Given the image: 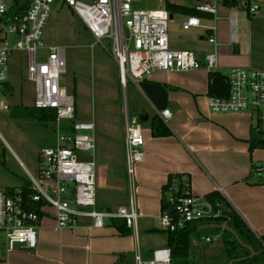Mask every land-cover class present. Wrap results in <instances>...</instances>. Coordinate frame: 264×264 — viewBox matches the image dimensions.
I'll return each instance as SVG.
<instances>
[{"label":"built area","instance_id":"2783aa9c","mask_svg":"<svg viewBox=\"0 0 264 264\" xmlns=\"http://www.w3.org/2000/svg\"><path fill=\"white\" fill-rule=\"evenodd\" d=\"M17 1L0 0V111L9 110L12 105L5 97L7 93L12 94L9 86L10 60L18 52L23 56L22 64L25 62L26 78L34 85L33 106L51 108L57 113L58 142L55 147H47L40 152L38 174L30 179L35 193L26 198L21 187L13 192L0 188V236L3 237L5 251L9 253L19 246H37V230L42 217L38 212L27 209L30 200H44L54 210L53 227L56 230L76 229L84 217L92 220L88 228H101L105 219L112 218H123L129 227L136 228V165L144 160L145 143L141 124L136 119L126 120L128 206L100 211L97 209L95 162L79 159L84 152L95 150V124L93 121L76 119L75 95L68 93L61 85L67 68L65 49L58 45L46 47L42 41L55 0H30L24 12L12 13ZM60 2L78 16L96 42L109 41V52L119 66L120 83L124 88L129 80L141 87V83L156 72L221 71L217 52L219 43L214 35L208 38L214 49L203 60L194 50L171 48L168 33L171 19L166 4L151 9L137 5L136 0ZM195 8L217 18L218 9L214 3L198 2ZM238 8H246L250 16H257L261 9L258 2L247 5L245 0L229 8L233 40L237 37ZM193 27H202L201 18L187 16L183 29ZM215 29L210 27L211 32ZM9 33L18 39L9 41ZM39 49L48 50L43 61L37 59ZM225 75L230 88L229 96L210 94V110L215 113L248 111L254 116L255 124L259 123L264 130V65L261 68L234 66ZM161 115L167 120L172 113L164 109ZM72 120L75 121L71 134L66 126ZM255 174L262 177L264 167H257ZM164 194L168 203L174 206L173 212L162 211L160 225L164 230H176L187 222L218 217L220 214L214 211L211 203L194 196L188 189L178 193L176 182L168 183ZM200 240L211 242L212 237L203 235ZM193 242L196 244V239ZM135 257L137 264H173L168 247L154 250L150 260H143L138 252Z\"/></svg>","mask_w":264,"mask_h":264},{"label":"crops","instance_id":"0c3cea01","mask_svg":"<svg viewBox=\"0 0 264 264\" xmlns=\"http://www.w3.org/2000/svg\"><path fill=\"white\" fill-rule=\"evenodd\" d=\"M254 1L264 3L263 0ZM198 2L216 4L217 18L209 13L198 15L202 27L191 29L200 28L205 36L201 40L186 39L185 45L199 49L193 50L203 60L214 49L208 40L214 35L219 43L217 52L221 72L226 74L234 66L256 67L254 64L262 56L254 55L253 32L250 33V43L244 34L242 43L238 34L233 40L229 7L222 5L221 0H196L190 6ZM180 16L183 17V29L187 15ZM210 27L216 29L211 32ZM203 43L208 46H202ZM171 48L182 49L180 44ZM22 57L17 52L10 60L9 84L12 85L13 104L34 107V101L25 104L17 95L19 76L14 68H21ZM129 81L142 98V101L135 98L132 118L124 106L125 118L83 121L95 124L96 147L89 160L95 162L97 209L100 211L128 206L126 120L136 119L141 124L145 143L144 160L136 165L137 227H129L130 232L123 234L118 227L124 219L114 218L116 223L106 219L103 227L88 228L92 220L84 217L76 229L56 230L54 216H47L42 218L37 230V246H19L9 253L3 246L0 248V264H137V252L143 260H150L154 250L166 247L167 236L165 241L158 237L147 239V236L164 234L160 225L162 199L165 187L175 177L196 197L207 200L211 193L221 194L256 234L264 233V184H256L260 177L252 169L254 164L264 167V149H249L254 116L248 111L212 112L209 108L210 73L205 69L156 72L148 77L144 82H155L165 89L164 108L158 107L141 87ZM164 109L172 113L167 120L161 115ZM117 111L119 113V109ZM156 116L169 128V135L153 134L152 120Z\"/></svg>","mask_w":264,"mask_h":264},{"label":"rangeland","instance_id":"374dc122","mask_svg":"<svg viewBox=\"0 0 264 264\" xmlns=\"http://www.w3.org/2000/svg\"><path fill=\"white\" fill-rule=\"evenodd\" d=\"M82 1L94 2V0ZM136 1L137 5L151 9L167 5L169 1L189 6L196 2V0ZM260 8V14L257 16H250L246 8L237 9V34L241 43L243 34L250 43V33L253 32L254 55L262 56L254 65L261 68L264 62V3L260 4ZM182 19L180 14H174L173 19L169 21L168 33L171 47L174 44H180L182 49L193 50L195 47L185 45V40H201L205 32L200 28L184 31ZM7 39L14 41L18 38L9 33ZM42 41L46 47L58 45L65 49L67 68L61 79V85L68 93L75 95L77 119H93L99 122L102 119L125 118L124 106L127 108L129 117H133V102L136 97L141 101L142 98L130 81L124 93V88L120 83L119 66L109 52V41L104 39L103 43L96 42L78 16L60 0H55L52 4L49 20L43 30ZM202 46H208V44L203 43ZM195 50L199 51V49ZM47 53L48 50L39 49L37 59L45 60ZM15 59L18 60L17 56ZM14 70L18 71L19 76L17 95L21 96L23 103H32L34 85L26 78L25 62L20 69L15 66ZM9 86L12 85L9 84ZM5 98L13 104L12 94L7 93ZM115 106L119 109V113ZM57 142L58 125L55 121L35 119L30 110L14 104L9 110L0 111V188H19L27 179H31L30 174L37 176L40 152L44 148L55 147ZM93 151L92 149L84 152L79 159L89 161V155ZM151 237L164 238L165 241L166 234L148 235L147 239ZM195 239L197 243L193 242L191 254L194 264H223L226 262L227 254L220 236L212 238L211 242ZM4 254L7 253L4 251Z\"/></svg>","mask_w":264,"mask_h":264},{"label":"trees","instance_id":"16d2710c","mask_svg":"<svg viewBox=\"0 0 264 264\" xmlns=\"http://www.w3.org/2000/svg\"><path fill=\"white\" fill-rule=\"evenodd\" d=\"M240 0H221V4L226 7H236ZM25 0H19L15 3L12 13L24 12ZM247 5H250L254 0H245ZM264 2V0H263ZM167 9L170 14H184L187 16L196 15L201 16L207 14L195 8V6L184 5L182 3L168 2ZM226 75L221 72L210 73L209 94L215 96H229L230 88L226 81ZM12 93V89L10 88ZM30 110L35 119L41 121H56L57 113L51 108H37L26 107ZM77 113V108H76ZM66 126L68 133H73V123ZM153 134L155 136H165L170 134L169 128L157 116L152 120ZM250 151L254 149H264V130L259 127V123L255 124L251 131L250 137ZM261 165L254 164L252 167L255 173L257 167ZM171 181L178 182V193H182L186 188L184 183L175 177ZM256 184H264V175L259 178ZM24 196L27 198L30 194L35 193L34 188L31 187V180L27 179L21 186ZM166 188V187H165ZM15 188H9V191H14ZM207 201L211 203L215 212H219L218 217H207L195 221L185 223L176 230H164L167 236L166 247L171 250V257L173 264H194L191 259L192 248L194 246L193 240L200 239L203 235H210L212 238L220 236L227 254V260L223 264H264V233L262 235L256 234L246 221L234 211L228 202L221 196V194L214 192L206 197ZM27 209L34 210L44 218L47 216H54V211L46 205L44 200L40 202H28ZM174 210V206L167 201L166 195L162 199V211ZM112 222L116 223L112 218ZM120 232L128 234L130 228L126 220L118 227ZM0 248H3V237L0 236Z\"/></svg>","mask_w":264,"mask_h":264},{"label":"water","instance_id":"95a60500","mask_svg":"<svg viewBox=\"0 0 264 264\" xmlns=\"http://www.w3.org/2000/svg\"><path fill=\"white\" fill-rule=\"evenodd\" d=\"M30 0H25L23 7L28 8ZM173 17V14H170V19ZM142 90L146 93L148 97H150L158 107L164 108L166 103V92L165 89L155 83V82H142L141 83Z\"/></svg>","mask_w":264,"mask_h":264}]
</instances>
